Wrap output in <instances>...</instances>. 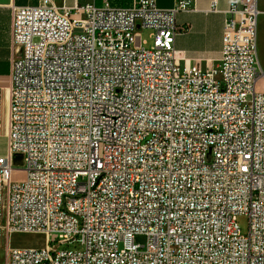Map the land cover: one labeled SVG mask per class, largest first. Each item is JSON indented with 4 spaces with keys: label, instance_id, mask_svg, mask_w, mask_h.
I'll return each instance as SVG.
<instances>
[{
    "label": "built area",
    "instance_id": "2783aa9c",
    "mask_svg": "<svg viewBox=\"0 0 264 264\" xmlns=\"http://www.w3.org/2000/svg\"><path fill=\"white\" fill-rule=\"evenodd\" d=\"M188 7L13 8L6 264H264L258 0H229L221 59L207 70L178 58ZM16 234L48 245L13 249Z\"/></svg>",
    "mask_w": 264,
    "mask_h": 264
},
{
    "label": "crops",
    "instance_id": "0c3cea01",
    "mask_svg": "<svg viewBox=\"0 0 264 264\" xmlns=\"http://www.w3.org/2000/svg\"><path fill=\"white\" fill-rule=\"evenodd\" d=\"M57 8H72L95 4L102 7L106 2L115 7L128 8L134 0H53ZM159 8H173L180 0H156ZM187 11L178 14L177 22L185 32L175 41L178 58L182 63L210 68L219 63L222 55L226 16L224 11L229 0H218L219 12H208L213 0H184ZM40 0H0V158L8 155L10 115V90L12 85V10L14 7L37 6ZM258 55L264 74V0H258ZM258 92L264 94V77L256 84Z\"/></svg>",
    "mask_w": 264,
    "mask_h": 264
},
{
    "label": "rangeland",
    "instance_id": "374dc122",
    "mask_svg": "<svg viewBox=\"0 0 264 264\" xmlns=\"http://www.w3.org/2000/svg\"><path fill=\"white\" fill-rule=\"evenodd\" d=\"M179 22H177L178 24ZM179 25V24H178ZM143 41L146 42L145 47L150 49L152 47L153 41L151 39V32L146 31L143 32ZM218 62L213 64L210 68H216L218 66ZM203 70H207V66L202 68ZM207 163H211L213 161V153L209 151L206 157ZM17 166V165H16ZM22 169V167L20 168ZM26 178V174L23 171H15L13 175V180L15 182H22ZM240 228L242 229V233L246 234L248 232L249 222L246 217H239L237 219ZM135 242L139 245H144L146 243L145 236H136ZM10 245L13 249H44L48 245V239L43 235H35V234H16L13 235L10 239ZM7 244V238L3 239V246ZM66 248V247H63ZM0 264H6L5 259V250L3 249L0 253Z\"/></svg>",
    "mask_w": 264,
    "mask_h": 264
}]
</instances>
